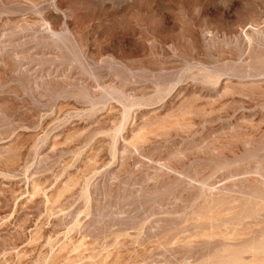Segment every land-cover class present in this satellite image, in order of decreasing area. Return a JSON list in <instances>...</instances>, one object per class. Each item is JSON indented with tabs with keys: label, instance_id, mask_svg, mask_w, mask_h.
<instances>
[{
	"label": "rangeland",
	"instance_id": "rangeland-1",
	"mask_svg": "<svg viewBox=\"0 0 264 264\" xmlns=\"http://www.w3.org/2000/svg\"><path fill=\"white\" fill-rule=\"evenodd\" d=\"M261 178L264 0H0V264H264Z\"/></svg>",
	"mask_w": 264,
	"mask_h": 264
},
{
	"label": "bare ground",
	"instance_id": "bare-ground-1",
	"mask_svg": "<svg viewBox=\"0 0 264 264\" xmlns=\"http://www.w3.org/2000/svg\"><path fill=\"white\" fill-rule=\"evenodd\" d=\"M107 97H108V96H107ZM124 110H125V109H124ZM125 111H126V110H125ZM132 147H133V146H132ZM261 179H262V178H261ZM258 180H259V179H258ZM262 180H263V179H262ZM262 180H260V181H262ZM262 182L264 183V180H263ZM262 182H261V183H262ZM257 184H260V183L257 182ZM260 185H262V184H260ZM255 186H256V185H255ZM202 187H203V186H202ZM221 188H222V187H221ZM209 189H210V188H209ZM240 189H241V190L243 189V191H245V190H249L248 192L245 191V194H246V193L249 194V193H250V190H251V189H249V188H245V189H244V188H240ZM210 190H211V189H210ZM216 190H217V189H216ZM219 190H220V189H219ZM222 190L224 191V189H222ZM227 190H228V189H227ZM253 190H254V189H252V193L254 194L255 192H253ZM254 191H255V190H254ZM206 192L208 193V191H206ZM214 192H215V191H214ZM214 192H213V193H214ZM257 192H258V191H257ZM218 193H219V192H218ZM252 193H251V194H252ZM216 194H217V193H216ZM259 194H260V193H259ZM209 197H210V196H209ZM250 197H251V196H250ZM247 198H248V197H247ZM212 199H213V198H212ZM221 205H222V204H221ZM96 224H97V223H96ZM105 226H106V225H105ZM133 226H134V225H133Z\"/></svg>",
	"mask_w": 264,
	"mask_h": 264
}]
</instances>
